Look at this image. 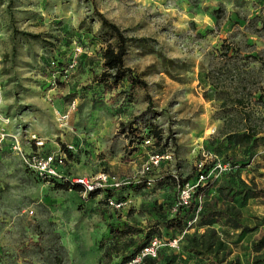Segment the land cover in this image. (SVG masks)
Wrapping results in <instances>:
<instances>
[{"label": "rangeland", "instance_id": "374dc122", "mask_svg": "<svg viewBox=\"0 0 264 264\" xmlns=\"http://www.w3.org/2000/svg\"><path fill=\"white\" fill-rule=\"evenodd\" d=\"M98 15L126 38L123 65L144 91L126 82L103 89L97 81V51L107 39ZM244 113L264 136V0H0V264H119L131 250L127 241L154 224L165 242L175 236L163 224L176 186L193 182L198 165L225 167L208 182L235 176L264 189V140L254 147L222 140L235 127L229 120ZM120 124L129 128L121 133ZM149 126L161 132L158 145L139 142ZM31 135L43 142L42 153L73 145L74 155L57 167L62 177L103 175L121 187L88 197L42 181L20 160ZM157 152L163 158L144 171ZM108 196L126 204L113 211ZM239 213L250 232L212 228L226 261L250 264V243L264 230V197ZM124 224L143 233L118 239ZM202 233L190 228L184 236ZM183 245L159 248L156 264H208Z\"/></svg>", "mask_w": 264, "mask_h": 264}, {"label": "trees", "instance_id": "16d2710c", "mask_svg": "<svg viewBox=\"0 0 264 264\" xmlns=\"http://www.w3.org/2000/svg\"><path fill=\"white\" fill-rule=\"evenodd\" d=\"M100 26L102 30L105 31L107 37L104 47L97 51L99 57V63L101 68V74L97 77V81L103 87L112 90L116 87L118 83L126 82L130 88H138L142 91L146 89V84L133 76L128 68L123 65V59L126 54V38L113 24L109 23L107 20L98 15ZM194 29L193 24H190ZM196 28V27H195ZM226 55L230 48L225 47ZM225 57V56H224ZM229 57H225V59ZM168 66H173V69L180 70L175 63L167 60L165 62ZM106 84V86H104ZM211 85V84H209ZM238 108L242 107V100H234ZM149 105V102H147ZM243 120H229L230 123H235L234 128H230L224 135L223 141L226 147H241L250 146L254 147L258 141H263L264 136H261L263 131L261 130L259 124H254L250 121V117L247 113L241 114ZM122 129L121 133H124V129L128 127L120 124ZM139 136V135H138ZM139 142L144 145V140H153L158 145L161 140V132L156 130L155 127L149 126L147 132L141 138H138ZM150 142V141H149ZM75 149V148H74ZM64 152L66 157L73 156L71 153H67L64 148L61 150ZM156 156L163 157L162 152L152 153ZM205 165L202 167V172L206 173ZM198 172L196 173V176ZM194 178V181L196 179ZM163 177H157L155 180H151L153 183H161ZM45 182H50L59 188H64L67 190H72L75 192H81V188L75 184H71L67 181L58 180H42ZM144 180V185L146 182ZM193 181V182H194ZM192 181L183 180L176 187L179 189L185 183H193ZM147 187V186H146ZM213 190V194H209V191ZM96 191L86 193L88 197H93ZM264 197V189H259L255 183L250 180L249 183H245L237 177L231 179L229 176H224L222 182H206L202 187L197 186L192 192V198L190 203L185 206L175 207V211L172 216L167 219L163 226L165 229L170 230L175 234L174 237L168 240L174 239L184 232L181 241H184L182 246V251L189 254L193 259L206 260L208 264H234L232 261L225 260V254H222V250L226 249L223 242L216 236V231L212 228L213 225H219L231 229L233 231H239V235L248 233L251 231L250 228L244 226L239 220V208H242L247 201L255 200ZM107 198H112L110 196L104 199V204ZM200 198L201 204L199 211L196 212L197 205L195 200ZM175 202V201H174ZM106 205V204H105ZM174 207V206H173ZM172 207V209H173ZM171 209V211H172ZM195 217V222L190 226L187 223L190 222ZM157 224H154L149 232H145L142 237L135 241L128 240L125 248H131L130 251L124 252L121 255V260L119 264H124L133 256H135L143 246H145L148 241L160 235L157 234ZM190 228L203 229L202 234H192L190 236H184L186 230ZM143 232L132 226L122 225L115 230V237L126 238L133 235H140ZM166 240V241H168ZM180 241V242H181ZM250 250L252 253V258L250 264H264V230L261 232L259 237L250 243ZM158 255V254H157ZM156 259L145 258L140 264H156ZM162 264H169L163 262Z\"/></svg>", "mask_w": 264, "mask_h": 264}, {"label": "built area", "instance_id": "2783aa9c", "mask_svg": "<svg viewBox=\"0 0 264 264\" xmlns=\"http://www.w3.org/2000/svg\"><path fill=\"white\" fill-rule=\"evenodd\" d=\"M79 53V49L76 50ZM76 52V53H77ZM76 58V54L73 56V60L69 63L67 66V70H63L62 72L65 74L69 72V69H72L74 67ZM52 64V63H51ZM75 108L74 102H71L67 106V110L60 115L61 120L67 119L69 113H71ZM148 139L144 140V145L149 144ZM28 142L31 146H29V149L27 152L22 153L20 160L21 162L30 170L33 171V173L41 180H58V181H67L71 184H75L81 188V192L83 194L92 192V191H102L105 189H112V190H118L121 187L120 183L117 182H108V179L106 176L98 175L94 178H72L68 179L65 177H62L61 174L57 171V167L61 166V164L65 161V154L62 151L55 152H49V153H42L43 148V142L40 141L38 138H36L34 135L29 136ZM65 150L67 153L73 154L75 152L73 145H65ZM163 157L156 156L154 154L150 155L147 159L146 165L144 166V171H149L150 169H153L157 166L160 159ZM203 166L198 165V175L196 176V179L193 183H185L178 189V196L176 199V202L174 204V207L172 209V213L175 211V207L177 206H187L190 203V200L192 198V192L193 190L199 186L202 187L206 184L208 179L216 178L224 169V166L217 165L215 168H212V170H208L206 173H199L201 172V168ZM214 172V173H213ZM109 183V184H108ZM146 186H150V182H146ZM196 212L200 209V198H197L195 200ZM106 207L113 210V211H119L121 210L124 205L126 204V201H115L113 198H107ZM195 222V217L187 223V226H190L192 223ZM184 232H182L179 236H177L174 239L162 242L159 238L153 237L151 238L148 243L142 247V249L131 259H129L124 264H140L143 259H156L159 248H167L169 250H177L178 245L181 241V238L183 236Z\"/></svg>", "mask_w": 264, "mask_h": 264}]
</instances>
